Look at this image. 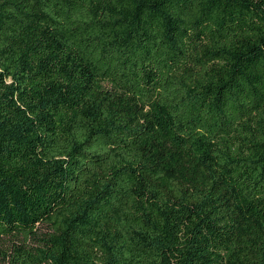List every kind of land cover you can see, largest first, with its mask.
<instances>
[{"label":"trees","instance_id":"1","mask_svg":"<svg viewBox=\"0 0 264 264\" xmlns=\"http://www.w3.org/2000/svg\"><path fill=\"white\" fill-rule=\"evenodd\" d=\"M0 264H264V0H0Z\"/></svg>","mask_w":264,"mask_h":264}]
</instances>
